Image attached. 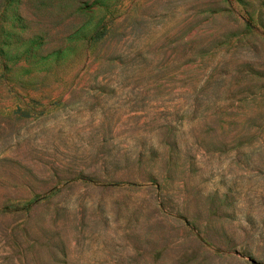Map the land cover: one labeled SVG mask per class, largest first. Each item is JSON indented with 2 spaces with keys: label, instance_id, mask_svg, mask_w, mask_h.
I'll return each mask as SVG.
<instances>
[{
  "label": "rangeland",
  "instance_id": "1",
  "mask_svg": "<svg viewBox=\"0 0 264 264\" xmlns=\"http://www.w3.org/2000/svg\"><path fill=\"white\" fill-rule=\"evenodd\" d=\"M0 264H264V0H0Z\"/></svg>",
  "mask_w": 264,
  "mask_h": 264
}]
</instances>
